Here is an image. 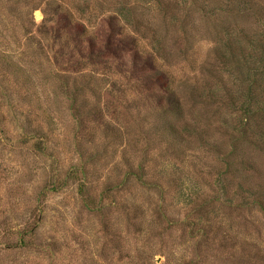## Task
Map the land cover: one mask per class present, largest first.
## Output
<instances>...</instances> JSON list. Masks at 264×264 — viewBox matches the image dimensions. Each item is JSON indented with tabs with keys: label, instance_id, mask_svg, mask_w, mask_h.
Masks as SVG:
<instances>
[{
	"label": "rangeland",
	"instance_id": "rangeland-1",
	"mask_svg": "<svg viewBox=\"0 0 264 264\" xmlns=\"http://www.w3.org/2000/svg\"><path fill=\"white\" fill-rule=\"evenodd\" d=\"M0 264H264V0H0Z\"/></svg>",
	"mask_w": 264,
	"mask_h": 264
}]
</instances>
